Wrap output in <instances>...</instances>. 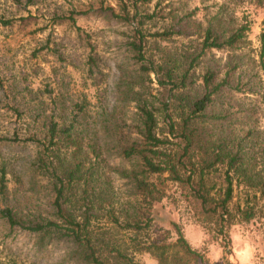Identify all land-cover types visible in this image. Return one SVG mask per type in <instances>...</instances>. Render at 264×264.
<instances>
[{
  "label": "rangeland",
  "instance_id": "1",
  "mask_svg": "<svg viewBox=\"0 0 264 264\" xmlns=\"http://www.w3.org/2000/svg\"><path fill=\"white\" fill-rule=\"evenodd\" d=\"M155 12L157 17L149 20ZM127 14L130 21L117 17ZM0 18L10 22L0 23V184L3 175L6 184L5 192L0 193V264H74L68 257V242L54 233L44 237L31 233L23 226L57 219L50 205L52 176L40 168L44 150L27 140L35 136L45 141L51 120L67 124L77 104L87 108L84 118H79L87 152H91L88 146L109 141V135L101 133L106 118L101 116L115 108L120 111L124 104L123 88L119 87L126 83L161 110L158 132L166 136L168 121L162 104L189 110L202 94L207 68L223 73L227 64L239 61L241 90L231 95L238 120L253 119L264 135V77H257L256 71L247 75V58H258L261 53L264 0H0ZM211 24L224 38L243 26L249 29L235 48L203 53ZM165 31H172V37L165 41L151 37ZM138 32L146 37L147 60L142 64L167 68L158 77L154 73L142 75V64L132 50ZM167 70H174L177 78L188 72V87L172 91L170 86H160L157 79L166 80ZM129 103L130 108V104L125 105L133 125L135 102ZM243 155L256 172L264 174L260 142L247 149L246 141ZM93 163L98 164L102 181L107 183L108 195L121 204L125 182L115 168L118 159L105 151ZM214 180L220 185L223 178L217 175ZM234 183L232 206L237 222L230 231L232 255L228 260L223 259L214 236L196 221L172 184L168 185L161 221L147 237L175 240L174 221L194 249L208 253L209 264H264V200L256 190ZM8 208L19 226L10 227L2 217L1 211ZM245 211L250 212L249 219ZM128 235L121 231L115 236ZM134 262L158 264L147 253L135 255Z\"/></svg>",
  "mask_w": 264,
  "mask_h": 264
},
{
  "label": "trees",
  "instance_id": "2",
  "mask_svg": "<svg viewBox=\"0 0 264 264\" xmlns=\"http://www.w3.org/2000/svg\"><path fill=\"white\" fill-rule=\"evenodd\" d=\"M156 15L155 12L148 19L156 18ZM117 17L130 21L129 14ZM69 20L75 22L73 17ZM0 23L7 25L10 22L0 18ZM248 29L243 26L224 38L214 24L209 25L203 53L235 48ZM138 34L132 50L142 64L147 60L146 37ZM172 35V31H165L151 37L165 41ZM261 44L258 58H247V75L256 71L257 77H264V32ZM239 67L240 62L235 61L233 65L227 64L223 73L207 68L202 78V94L190 104L189 110L181 107L176 110L177 107L168 102L163 103L162 112L168 121L166 136L158 132L161 110L129 83L119 87L123 88L121 101L124 104L120 111L115 108L101 116H106L101 133L109 135V141L97 147L88 146L91 152L86 151L80 131L79 118H84L86 107L75 105L67 124H60L53 118L46 130L45 141L35 136L27 141L44 150L39 159L40 168L52 176L50 205L57 219L43 223L32 221L23 228L43 237L54 233L60 240L68 242V257L74 264H136L134 256L143 253L153 256L158 264H209L208 253L194 249L174 221L171 224L177 236L175 240L169 237L150 240L147 237L152 227L161 221L168 185L172 184L178 188L196 221L214 236L223 251V259L228 260L232 255L230 231L237 222L232 206L234 182L256 190L264 200V174L256 172L251 160H246L243 155L246 141L247 149L258 142L264 147V135L258 132L253 119L238 120V108L231 98L233 92L241 90ZM166 69L152 63L150 67L142 64L140 70L144 76L154 73L158 77ZM164 77V81L157 79L160 86H170L172 91H183L188 87V72L177 78L174 70H167ZM130 100L135 102L134 126L129 123V110L125 105L130 104V108ZM94 135L97 136L96 130ZM105 151L119 161L115 168L125 182L121 204L108 195L107 183L102 181L98 164L93 163ZM63 152H66L65 159ZM217 175L223 178L220 185L214 180ZM5 190L3 175L0 193ZM1 214L10 227L20 225L12 209L2 210ZM250 215L245 211L246 219ZM121 231L129 235L115 236Z\"/></svg>",
  "mask_w": 264,
  "mask_h": 264
}]
</instances>
